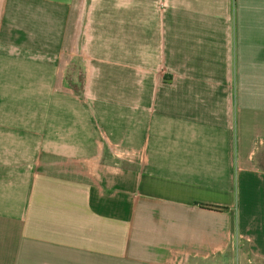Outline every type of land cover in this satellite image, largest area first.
I'll list each match as a JSON object with an SVG mask.
<instances>
[{
  "label": "crops",
  "instance_id": "0c3cea01",
  "mask_svg": "<svg viewBox=\"0 0 264 264\" xmlns=\"http://www.w3.org/2000/svg\"><path fill=\"white\" fill-rule=\"evenodd\" d=\"M239 242L264 264V0H0V264Z\"/></svg>",
  "mask_w": 264,
  "mask_h": 264
},
{
  "label": "rangeland",
  "instance_id": "374dc122",
  "mask_svg": "<svg viewBox=\"0 0 264 264\" xmlns=\"http://www.w3.org/2000/svg\"><path fill=\"white\" fill-rule=\"evenodd\" d=\"M75 75H77V82L81 81V73L75 70ZM223 264H263L262 262L256 260L250 253L247 245L245 243L239 242L235 247L234 251L228 253L223 257ZM229 259V261H228ZM242 262V263H241Z\"/></svg>",
  "mask_w": 264,
  "mask_h": 264
}]
</instances>
